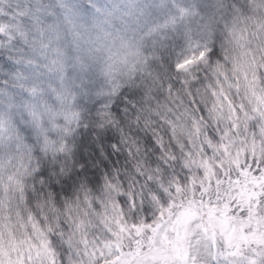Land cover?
I'll use <instances>...</instances> for the list:
<instances>
[{"label":"snow or ice","instance_id":"snow-or-ice-1","mask_svg":"<svg viewBox=\"0 0 264 264\" xmlns=\"http://www.w3.org/2000/svg\"><path fill=\"white\" fill-rule=\"evenodd\" d=\"M130 7L153 54L169 36L185 40L165 61V103L147 92L139 106L136 125L151 132L152 151L132 174L98 175L81 157L84 168L67 177L78 198L61 202L20 127L53 155L74 136L77 102L55 12L46 0H0V264H264V0L241 6L252 16L218 25L215 63L219 53L193 31L209 27L198 23L206 9L188 0ZM58 8L65 19L79 13L65 0ZM201 66L202 77L193 72ZM110 112L106 104L91 124L114 122Z\"/></svg>","mask_w":264,"mask_h":264},{"label":"clouds","instance_id":"clouds-1","mask_svg":"<svg viewBox=\"0 0 264 264\" xmlns=\"http://www.w3.org/2000/svg\"><path fill=\"white\" fill-rule=\"evenodd\" d=\"M65 2L79 8V13L72 19L64 18L62 10L58 8L59 0H46L55 12L50 22L55 23L59 31L66 72L74 85L73 96L77 102L76 120L72 126L74 136L69 135L63 139L62 147L53 155L52 148L47 153L42 150L31 128L23 123L20 125L25 142L33 146L32 162H39L42 168L47 165L45 170L53 175L61 202L75 201L78 198L79 188L70 187L72 181L67 180V177L84 168V163L79 162L81 157L87 160L90 171L99 169L98 175H107L109 169L132 174L136 171L137 162L147 158L152 151L148 143L151 132L136 125L139 106L145 103L147 92H151L154 103H165L162 85L166 84L169 72L165 61L173 63L171 50L179 51L177 45L185 43L182 34H174L168 37L164 47L157 45L159 50L153 54V44L145 38L143 21L139 19L136 10L130 7L133 4L139 7L144 0ZM90 2L94 7L88 6ZM188 2L206 9L199 14L198 23L199 19H203L204 24L209 27L206 31L200 27L198 32L194 27L193 31L196 38L202 39L210 49L214 48L219 53L210 57V62L215 63L223 56L220 41L217 39V35L222 34V28L218 25L231 23L237 16H252V12H245L241 7L250 5L252 0ZM237 8L240 11L234 12ZM240 23L243 25V19ZM193 72L201 77L205 75L203 66L193 69ZM106 104L111 110L110 115L114 122L91 124V117ZM133 108L136 112L132 111ZM98 132L103 134V143L100 142ZM137 132L139 135L135 137V142L130 143L129 138ZM94 149H99V157L103 159V163L100 159H95ZM53 165L56 166L55 169ZM56 169L67 180L66 184L61 185L60 179L54 175ZM100 188H103V177ZM87 190L92 192L91 185L87 186ZM46 191L52 192V189L48 188Z\"/></svg>","mask_w":264,"mask_h":264}]
</instances>
